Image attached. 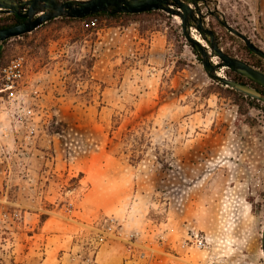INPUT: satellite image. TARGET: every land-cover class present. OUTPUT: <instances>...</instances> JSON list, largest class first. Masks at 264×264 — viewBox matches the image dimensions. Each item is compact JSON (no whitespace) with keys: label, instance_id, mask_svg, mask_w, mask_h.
I'll list each match as a JSON object with an SVG mask.
<instances>
[{"label":"rangeland","instance_id":"374dc122","mask_svg":"<svg viewBox=\"0 0 264 264\" xmlns=\"http://www.w3.org/2000/svg\"><path fill=\"white\" fill-rule=\"evenodd\" d=\"M201 9L264 50V0ZM136 19L57 20L5 44L3 65L23 57L25 74L0 80V264H133L134 234L136 256L172 264L192 233L206 247L173 264H264V105L208 77L179 17ZM205 24L257 66L215 16Z\"/></svg>","mask_w":264,"mask_h":264},{"label":"water","instance_id":"95a60500","mask_svg":"<svg viewBox=\"0 0 264 264\" xmlns=\"http://www.w3.org/2000/svg\"><path fill=\"white\" fill-rule=\"evenodd\" d=\"M206 3L207 0H0V14H15L24 19L19 25L0 29V42L32 33L57 18L83 19L102 12L115 15L163 11L181 19L183 36L201 58L204 70L212 81L264 103L263 91L219 74L222 68H227L264 88V72L223 51L218 35L206 26V17L215 16L222 26L245 43L249 51L262 59L264 50L226 20H221L217 13L210 11L204 14L201 4ZM193 29L199 32L206 45L193 36ZM214 58H218L219 62H214ZM262 250L264 254V227Z\"/></svg>","mask_w":264,"mask_h":264},{"label":"built area","instance_id":"2783aa9c","mask_svg":"<svg viewBox=\"0 0 264 264\" xmlns=\"http://www.w3.org/2000/svg\"><path fill=\"white\" fill-rule=\"evenodd\" d=\"M96 21V20H95ZM25 74V61L23 57H16L10 60L5 65L0 67V80L4 82L6 90H9L15 86L16 83L23 80ZM117 229L115 228L114 221L111 220L110 223L104 225V234L99 237V242L103 243L106 240L107 235H117ZM138 234L131 235L129 240L128 248V257L127 261L132 262L133 264H138V262H145L146 264L150 263V256L148 252L141 251L136 256L134 242L132 241L133 237H138ZM159 248L161 245H158ZM206 247L205 239L202 235L198 233L190 234L186 239L182 240L179 245V250L176 253H166L171 258L172 264L176 263L174 260L183 261L186 256H188L193 249L203 250ZM184 255V256H183ZM161 261V259L159 260ZM185 264H189L185 262Z\"/></svg>","mask_w":264,"mask_h":264},{"label":"trees","instance_id":"16d2710c","mask_svg":"<svg viewBox=\"0 0 264 264\" xmlns=\"http://www.w3.org/2000/svg\"><path fill=\"white\" fill-rule=\"evenodd\" d=\"M155 12L156 11H152V12H148V13H141V14H124V13H120V14H115V15H110V14L102 12V13H98V14H95V15H92V16H88V17L83 18V19H73V18L52 19L48 23L43 24L42 26L50 24V23H53V22H55L57 20H62V21H80V22H84L86 24L87 28L90 27V29H89L90 31H98L99 27L92 26L91 25L92 23H90L89 21L94 23L95 20H98V19H105V20H122V19H126L127 22H130L132 20H138L136 18L141 16V15L152 14V13H155ZM22 22H24V19L18 17L15 14H0V29H5V28H9V27H12V26H15V25H19ZM29 35H30V33H27V34H24V35H22L20 37H27ZM11 39H8L6 41L0 42V67L3 65L4 58H5V53H6L4 46ZM244 47H245V49H247V51L250 53V55L257 60V66H255V67L259 68L260 66L258 64L264 62V59L260 58L259 56L255 55L254 53L249 51L246 45H244ZM194 53H196V52L194 51ZM197 56L199 57L198 54H197ZM199 59L201 60L200 57H199ZM261 71H263V70H261ZM232 74L234 75L233 80H235L237 82H240V83H243V84L250 85V86L255 87L256 89L264 92V88L262 86L258 85L257 83H255V82H253V81H251V80H249V79H247V78H245V77H243V76H241L239 74H236L234 72H232ZM217 86L222 88V85H220V84H218ZM227 90L232 91V92H234V93H236L238 95V97L242 100L239 103L241 106L242 105H244V106L246 105V106H249L251 108H259V106L261 104L264 105V103L259 102V101L255 100V99H252L250 97H247L244 94H242L240 92H237V91H235V90H233L231 88H227ZM45 218L46 217L43 215L41 219L45 220Z\"/></svg>","mask_w":264,"mask_h":264},{"label":"bare ground","instance_id":"6f19581e","mask_svg":"<svg viewBox=\"0 0 264 264\" xmlns=\"http://www.w3.org/2000/svg\"><path fill=\"white\" fill-rule=\"evenodd\" d=\"M192 33H193V36H194L197 40L201 41L202 44H205V45H206L205 41L201 38V36H199V35L197 36V35L195 34V29L192 30ZM214 62H217V61L214 60ZM219 74L221 75L220 72H219ZM221 76H222V75H221Z\"/></svg>","mask_w":264,"mask_h":264},{"label":"crops","instance_id":"0c3cea01","mask_svg":"<svg viewBox=\"0 0 264 264\" xmlns=\"http://www.w3.org/2000/svg\"><path fill=\"white\" fill-rule=\"evenodd\" d=\"M106 258H107V259H106L105 264H110V263L112 262V257H111V255H110V256H107Z\"/></svg>","mask_w":264,"mask_h":264}]
</instances>
